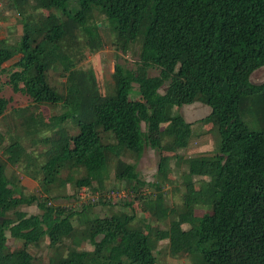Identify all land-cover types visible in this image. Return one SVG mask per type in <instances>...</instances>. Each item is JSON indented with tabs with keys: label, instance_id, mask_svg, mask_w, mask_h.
Returning a JSON list of instances; mask_svg holds the SVG:
<instances>
[{
	"label": "trees",
	"instance_id": "1",
	"mask_svg": "<svg viewBox=\"0 0 264 264\" xmlns=\"http://www.w3.org/2000/svg\"><path fill=\"white\" fill-rule=\"evenodd\" d=\"M10 2L21 35L15 44L0 39V75L7 72L4 64L19 57L0 83V93L7 85L31 104L9 113L13 130L6 135L5 160L0 158V264H43L27 247L45 238L52 248L70 240L65 254L50 264H155L154 250L164 240L171 257L186 254L192 264H264V82H250L251 74L264 67V0ZM96 15L107 22L116 51L136 49L134 69L115 67L110 95L100 93L93 73L77 69L76 59L63 47L72 41L67 27L72 23L91 52L101 50ZM53 69L65 77L64 93L49 82ZM151 70L157 75L150 77ZM134 84L138 100L129 99ZM196 102L210 108L200 122H213L218 145L212 155L188 160V174L208 181L199 188L187 181L174 209L162 192L170 172L168 154L182 160L178 152L188 147L193 124L173 109ZM7 104L0 97V119L6 117ZM40 106L59 107L61 113L44 120L35 115ZM255 124L261 129H250ZM23 136L32 148L44 143L46 149L34 156L22 145ZM4 140L0 134V145ZM146 147L165 153L152 184L125 160L138 161ZM7 164L21 165L25 175L38 181L44 198L15 196ZM110 169L115 181L128 183L114 189L131 194L122 202L103 198ZM66 185L94 187L98 201L81 207L49 205L50 196ZM149 186L156 193L141 192ZM134 200L146 203L153 220L170 218L167 227L136 222ZM34 203L38 215L17 210ZM119 205L125 211L88 216L91 208ZM197 207L205 208L199 219L194 217ZM7 231L22 242L20 250L8 248ZM84 241L92 250L79 249Z\"/></svg>",
	"mask_w": 264,
	"mask_h": 264
},
{
	"label": "rangeland",
	"instance_id": "2",
	"mask_svg": "<svg viewBox=\"0 0 264 264\" xmlns=\"http://www.w3.org/2000/svg\"><path fill=\"white\" fill-rule=\"evenodd\" d=\"M48 14V11L44 12ZM94 20L99 26V36L101 38L103 47L101 50L96 52H91L90 48L85 44L86 37L81 33L79 28L72 23H68L67 27L71 31V42L66 45L64 43V50L73 56L76 59L77 69L83 71H91L94 75V79L98 89L102 95H110L114 90V81L113 73L115 72V67L117 65L122 66L127 69H134V64L137 61L136 49H133L131 52L126 54L116 51L113 46V37L111 31L107 26L103 16L96 15ZM18 17L11 5L10 0H0V39L5 38L8 40L9 44H15L18 42L21 35V27L18 22ZM18 57H15L13 60L3 65L5 71L9 72L12 70L13 64L18 60ZM7 72L0 75V83L4 84L7 80ZM148 75L150 77L156 76L157 71L151 70ZM48 78L50 84L55 87L59 92L64 93L65 89V77L62 72L53 69L48 73ZM250 82L256 85L262 84L264 82V67L254 71L250 76ZM137 85H133V91L129 96L130 100H138L139 94L137 92ZM164 89L160 90V93H163ZM0 97L5 98L8 101L7 109L5 112V119H0V134L5 136L4 143L0 145V158L5 160L4 155H2L3 147L8 144L9 138L6 137L7 132H11L12 121L8 118L9 113L12 109L24 108L31 104L30 99L21 94L14 93L11 88L5 85L0 93ZM61 109L51 108L47 106H40L38 110L35 111L36 116L43 117L44 120L48 118L59 115ZM180 114L187 123H192V135L188 147L182 151H179L178 154L182 157L181 161L175 160V155L169 153L171 157L170 160V172L168 174L167 180L162 184V192L164 194V199L166 204L170 208H177L181 204V197L185 192V184L188 181L189 183L194 184L196 188H199L203 181H208V178H196L188 174L187 162L188 160L197 157L199 155H212L217 149L218 145V136L213 126V122L210 123H201L204 118L210 114V108L205 106L202 103L196 102L191 105H185L180 108H174L173 114ZM250 129L258 130L260 127L255 124L254 126H249ZM264 127V126H263ZM142 130L145 132V125L141 124ZM20 131V130H19ZM156 132H149V137H156ZM21 143L24 145L28 151H33V155L36 156L46 149L44 143H40L37 147L30 146V139L27 137H21ZM161 155L159 152L145 148L142 157L138 161H134L131 157H125V160L129 163H134L136 170L142 180L152 184L156 181L157 165ZM40 161H43L41 158ZM30 170L33 171V167L30 166ZM6 175L9 180L12 182L14 195L18 196L21 192L25 196H37L44 198V195L41 193L38 181L32 180L30 177L25 175V171L22 166H11L7 164ZM109 180L105 187V191L113 189H124L128 186V183L117 182L113 178L112 169H110ZM65 178V173L63 177ZM84 189L83 193L88 195H93L95 192L94 187L92 188H81ZM81 189H73L71 185H66L61 190L56 191L50 196V201L53 202H67L64 204L71 205L73 200L70 195L77 194ZM87 190V191H86ZM145 191L146 194L156 193V190L152 187H147L146 189L142 188L141 192ZM58 197L54 198V196ZM43 196V197H42ZM87 196L85 197V199ZM133 209L135 211V220L139 224H144V221L150 224L154 228H166L170 218L166 222H157L150 217V214L147 210V205L144 201H133ZM18 211L24 212L27 216H33L40 214L36 203L32 205H23L17 209ZM125 211V208L122 205L116 207H94L91 208L88 212V216L92 215L95 217H108L114 212ZM205 213V208L197 207L194 212L195 219H199ZM12 215V214H11ZM10 215V216H11ZM11 218H14L11 216ZM73 225L78 226L76 219H73ZM143 228V226H142ZM189 226L183 225L182 229L187 230ZM143 231L145 229L143 228ZM7 242L6 245L11 251H18L22 247V242L12 238L9 232H6ZM70 240H64L63 244L52 248L49 246L48 240L45 238L37 246L27 247L28 252L34 257L37 262H42L43 264H50V259L56 255H64L65 247L69 244ZM85 251L92 250V247L88 242H82L80 248ZM155 264H192L188 255L183 254V256L174 258L171 257L168 250V241L158 242L156 249L154 250Z\"/></svg>",
	"mask_w": 264,
	"mask_h": 264
},
{
	"label": "built area",
	"instance_id": "3",
	"mask_svg": "<svg viewBox=\"0 0 264 264\" xmlns=\"http://www.w3.org/2000/svg\"><path fill=\"white\" fill-rule=\"evenodd\" d=\"M83 188H86V187H83ZM83 190L84 189H81L77 194H75L73 196L72 199L73 200V203L71 205L69 204H64V203H67V202H53V201H50L49 202V205H59V206H67V207H81L83 205H87V204H90V203H95L98 201V198H99V193L97 192H94L93 195H88V194H85L83 193ZM87 191V190H86ZM87 196V198L85 199V197ZM131 197V194L122 190V191H117V190H108L106 192L103 193V198L105 200H107L108 202L110 201L111 203H116V202H119V201H124L126 200L127 198Z\"/></svg>",
	"mask_w": 264,
	"mask_h": 264
}]
</instances>
